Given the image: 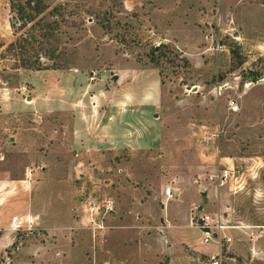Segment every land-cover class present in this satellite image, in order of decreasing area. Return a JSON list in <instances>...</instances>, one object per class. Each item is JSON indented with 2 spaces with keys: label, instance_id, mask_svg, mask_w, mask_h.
<instances>
[{
  "label": "rangeland",
  "instance_id": "obj_1",
  "mask_svg": "<svg viewBox=\"0 0 264 264\" xmlns=\"http://www.w3.org/2000/svg\"><path fill=\"white\" fill-rule=\"evenodd\" d=\"M38 1L0 0V264H264V0Z\"/></svg>",
  "mask_w": 264,
  "mask_h": 264
},
{
  "label": "built area",
  "instance_id": "obj_2",
  "mask_svg": "<svg viewBox=\"0 0 264 264\" xmlns=\"http://www.w3.org/2000/svg\"><path fill=\"white\" fill-rule=\"evenodd\" d=\"M216 50H223L224 45L221 43H217ZM232 111H237L238 110V104L234 103L233 105L230 106ZM215 175L211 174L210 178H213ZM225 178V173H222L220 176V184H223V179ZM164 194L167 199L173 198L175 196L174 190H172L170 187H166L164 190ZM87 202L89 212L91 214L90 217V222L94 227L97 229H103L105 228V225L103 223V219L107 218L111 213L114 212L115 210V202L112 197L109 196H103V197H98L95 198L92 194L88 193L84 196L83 201ZM200 213V212H199ZM198 222H200V226L202 228V233H203V240L205 242H208L209 240L214 239V231L215 227L216 229L220 230L225 226H222L220 223L219 224H214L213 219L210 215L208 214H200L197 216ZM196 218L195 214L194 216L191 217V222ZM99 219V222L97 220ZM217 221V220H215ZM212 259H215V256L212 257ZM210 264H218L217 260H212Z\"/></svg>",
  "mask_w": 264,
  "mask_h": 264
},
{
  "label": "trees",
  "instance_id": "obj_3",
  "mask_svg": "<svg viewBox=\"0 0 264 264\" xmlns=\"http://www.w3.org/2000/svg\"><path fill=\"white\" fill-rule=\"evenodd\" d=\"M10 4L12 9L17 12V14L19 15L20 19H23L26 22H31L35 19L36 15L38 16L46 7L45 5H40L39 1L37 3H33L32 4V0H10ZM61 6V5H60ZM57 6H54L51 10L48 11V13L52 12V15H64L63 12L59 11V8H56ZM41 23V20L38 19V21L35 20L34 23L38 24ZM45 26L44 24H41L42 27H40L42 29V34L41 36H47V35H54V29H56L59 25L57 20H53L52 22H47L45 21ZM13 26V24H12ZM35 24H31L30 28L34 27ZM46 27V28H45ZM32 37H34L32 35ZM21 41H26V38L23 36L20 39H17V44L16 46H20V48H26L25 43L22 44ZM21 43V44H20ZM40 45L43 44V42H39ZM24 45V46H23ZM15 47V43L11 42L9 44V48H14ZM26 51V49H25ZM50 53L51 54H47L48 56H53V57H58L59 54H55V50L50 48ZM20 65L28 68V69H41V65L40 63H36V65L31 64V62H29L28 60H22L20 61ZM33 63V62H32ZM68 67V66H67ZM51 68H66V66H62L60 65L58 62L56 64H54V66H51Z\"/></svg>",
  "mask_w": 264,
  "mask_h": 264
},
{
  "label": "crops",
  "instance_id": "obj_4",
  "mask_svg": "<svg viewBox=\"0 0 264 264\" xmlns=\"http://www.w3.org/2000/svg\"><path fill=\"white\" fill-rule=\"evenodd\" d=\"M5 88V87H3ZM0 89H2V87H0ZM5 89H8V88H5ZM126 95L129 97L125 100L124 102V105L125 107H132L133 105L136 107V106H143V105H155L157 106L158 104H160V101H161V94H160V91H159V88L157 90V92L153 93L152 95H149L145 92L143 93H140V95L138 96H135V98H133L131 96V94L129 95L128 93H126ZM122 105V104H120ZM122 107V106H120ZM13 138L11 137V140ZM11 181H15V180H11ZM8 182V181H6ZM174 192L176 194V190L174 189ZM169 199L166 200V197H165V202L168 201Z\"/></svg>",
  "mask_w": 264,
  "mask_h": 264
},
{
  "label": "water",
  "instance_id": "obj_5",
  "mask_svg": "<svg viewBox=\"0 0 264 264\" xmlns=\"http://www.w3.org/2000/svg\"><path fill=\"white\" fill-rule=\"evenodd\" d=\"M114 77H115V76H114ZM195 88H196V87H193V90H195ZM201 193H202V195H205V192H201ZM198 207H199V210L202 209V206H201V205H199Z\"/></svg>",
  "mask_w": 264,
  "mask_h": 264
}]
</instances>
